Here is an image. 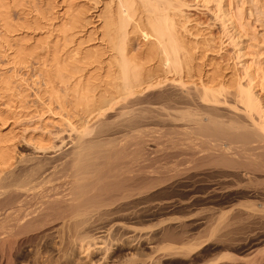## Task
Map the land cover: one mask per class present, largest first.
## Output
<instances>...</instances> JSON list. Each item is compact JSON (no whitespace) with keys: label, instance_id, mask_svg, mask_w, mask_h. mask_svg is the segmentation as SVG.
<instances>
[{"label":"bare ground","instance_id":"6f19581e","mask_svg":"<svg viewBox=\"0 0 264 264\" xmlns=\"http://www.w3.org/2000/svg\"><path fill=\"white\" fill-rule=\"evenodd\" d=\"M203 1L214 3V22L239 61L241 77L233 82L205 77L200 71L196 77L190 75L185 45L173 20L177 15L161 6L167 0H117L115 12H106L104 19L103 36L114 53L105 59L103 50L94 46L83 51V62L53 51L51 71L42 67V57L37 61L42 64L39 75L50 103L64 112L69 105L82 123L77 126L72 123L80 120L71 123L66 118L69 143L65 151L38 141L33 149L43 155L37 157H16L0 137V264H29L24 248L30 249L39 238L56 235L59 227L70 226L76 218L90 228L106 218L112 223L110 230L135 239L140 234L115 222L117 217L139 218L142 212L136 208L152 200L149 195L157 185L173 179L176 184L200 179L202 192L196 198L203 205L213 195L221 204L230 203L232 210L251 215V223L247 219L251 225L264 226V215L252 214L264 211V101L255 90L264 87V61L256 58L260 51L252 55L258 66L243 61L245 38L233 21V0ZM136 5L147 8L146 27L140 25ZM131 33L147 41V54L139 59L129 55ZM21 61L19 65L28 63ZM155 126L165 127L160 131L170 137L163 140ZM49 150L55 155H44ZM162 205H149L142 211L147 214ZM207 207L213 210V205ZM141 235L136 239L156 251L154 237ZM101 239L88 242L86 251L92 247L97 253L104 252ZM103 257L96 264H102Z\"/></svg>","mask_w":264,"mask_h":264},{"label":"rangeland","instance_id":"374dc122","mask_svg":"<svg viewBox=\"0 0 264 264\" xmlns=\"http://www.w3.org/2000/svg\"><path fill=\"white\" fill-rule=\"evenodd\" d=\"M167 1L161 6L168 8L170 15L173 12L177 15L173 17V20L177 24L176 32L185 45L186 56L189 57H186V60L190 61L189 63L187 61L189 70L192 69L190 75L194 73L192 76L196 77L200 71L205 74V77L223 78L229 82L241 77L240 68L236 65L239 61H235L234 49L228 46L227 37L222 33L219 24L214 22L213 12H216L214 3H205L203 0ZM116 2L117 0H0V137L12 148L10 150H14L13 154L16 157L43 155V152L41 154L33 149L32 144L38 141L60 147L59 152L67 148L69 141L66 137L69 133L68 127L65 126V119L68 118L72 123L78 122L80 118L78 114L70 110L69 105L68 114H66L67 111H60L55 104L50 103L49 92L46 90V93L45 87L41 84L43 82L39 70L44 68L45 71H51L49 59L51 53L57 50H59L57 56L67 55V58H76L75 60L79 61L83 59L85 53L83 51L94 46L93 49L97 47L96 50H103L104 53H102L106 56L103 59L113 55L108 41L103 36V25L108 11L115 12ZM232 5L234 24L238 26V31H241L245 38L242 46L245 47L244 52L247 55L243 61L252 63V66H258L259 62L264 61L262 56L264 55V0H233ZM141 7L140 5L136 7V16L140 19V25L146 27L144 22H146L147 14L144 11L147 8L143 10L144 8ZM72 20L78 22L72 26L74 23ZM128 40L130 56L139 59L147 54V41L142 35L128 34ZM255 52H259L256 56L259 62L254 58L257 55ZM249 55L251 58L247 57ZM19 60H26L28 63L26 66L19 65ZM39 60L42 64L45 63L43 68H41V61L37 62ZM152 64L154 67L157 66V63ZM102 79L98 78L99 81ZM262 88L257 87L255 90L260 92L257 94L264 101ZM81 123L82 119L80 123L72 124L79 126ZM160 128L157 129L155 126V129L159 131L165 127ZM159 131L156 132L157 135L161 134L163 140L167 139L169 135L165 138L166 133L162 134V131ZM44 155L55 154L49 150L44 152ZM173 180H168L171 182L161 184L162 186L157 185L158 188L153 189L151 192L153 196L151 193L149 195L152 200L136 208V211L140 210L143 214L139 218L133 221L126 216L121 218L120 214V218L117 217L119 221L117 219L115 221L129 227L138 235L149 234L154 237L153 240L157 246L156 251L151 250L153 254L143 242L137 240L140 239L137 238L140 235L136 237L137 239H130L125 232L124 234L122 231H112L109 228L112 223L106 218L98 219L99 224L90 228L88 226L90 224L82 225L78 223L79 218L75 217L78 221L73 220L72 226L65 223L63 224L65 227L61 226L57 229L58 231L56 230V235L53 233L39 238L37 242L30 245V249L28 247V251L24 248L25 257L28 258L29 264H48V262L50 264H91L90 262L96 264L103 255L102 264H262L264 260L263 224L254 222V227L250 224L251 217H248L251 215L232 210L230 203L221 204L218 198L212 197L213 195L208 197L210 198L208 201L211 202L203 205V202L196 198L202 192V188L199 187L202 184L200 179H191L187 182L182 180L177 184L172 183ZM190 181L193 182L190 183ZM189 194L194 197L189 198ZM212 199H216L217 202L215 200L214 203ZM154 204H163L164 207H153L147 214L142 211ZM212 205L213 210H209L207 206L212 209ZM203 207H207L206 210ZM236 212L241 213L242 218L238 215L239 213L235 214ZM91 213L90 215H93V212ZM252 214L254 217L255 214L262 217L264 211ZM259 216L256 217L259 218ZM243 223L247 224L244 226ZM96 237L102 238L100 241L104 243V252L102 250L97 253L92 247L86 251L88 242L94 239L96 241Z\"/></svg>","mask_w":264,"mask_h":264}]
</instances>
